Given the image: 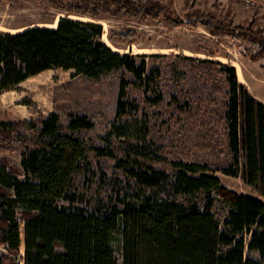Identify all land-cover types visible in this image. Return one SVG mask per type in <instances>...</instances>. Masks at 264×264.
<instances>
[{"label":"trees","instance_id":"obj_1","mask_svg":"<svg viewBox=\"0 0 264 264\" xmlns=\"http://www.w3.org/2000/svg\"><path fill=\"white\" fill-rule=\"evenodd\" d=\"M48 1L68 13L55 27L0 32V93L52 69L73 70L91 80L121 71L117 119L128 113L132 82L154 104L164 101L160 92L150 97L157 92L161 69L139 60L142 55L111 48L99 20L104 14L137 19L162 15L178 26L185 20L153 0ZM192 19L212 33L256 43L252 59L264 58L263 30L252 23L233 25L212 15ZM179 56L223 74L227 91L222 117L231 161L221 170L264 196V103L240 82L232 63ZM173 98L180 106L178 95ZM23 126L37 129V135L13 136ZM94 126L87 113L71 114L67 124L55 112L35 123H0V146H26L19 170L23 177L0 159V264H21L20 259L24 264H264V200L228 188L205 163L159 159L168 168L156 167L148 150L146 118L116 120L109 133L129 141H122L127 146L117 166L133 180V194L116 203H98L92 211L65 204L91 155L115 158L109 147L88 136Z\"/></svg>","mask_w":264,"mask_h":264},{"label":"rangeland","instance_id":"obj_2","mask_svg":"<svg viewBox=\"0 0 264 264\" xmlns=\"http://www.w3.org/2000/svg\"><path fill=\"white\" fill-rule=\"evenodd\" d=\"M153 1L167 6L174 16L186 23L178 26L162 15L137 19L121 14H104L99 22L105 31L103 40L111 48L122 53L142 55L144 57L139 60L144 58L150 67L161 69L154 86L157 92L150 97L163 93V102L154 104L145 96L143 89L132 82L127 88L128 113L117 119L121 71L100 80H91L75 75L73 70L52 69L0 93V123H35L53 112L59 114L63 124L68 123L71 114L87 113L94 120L95 126L89 130L88 136L98 146L109 147L115 158L91 155L90 164L82 168L67 194L68 198L63 201L73 207L92 211L98 203H116L126 193L133 194V180L117 166L124 146H127L123 142L129 141L109 133L116 120L130 121L136 117L148 121L147 145L149 153L157 159L156 167L168 168L159 163L160 160L205 163L228 188L264 200V196L241 177L227 175L221 170L231 161L228 132L222 117L227 91L226 84L221 81L223 74L217 68L209 70L179 56L232 63L237 68L238 77L240 75L243 80L245 76L254 92L264 98V58L252 59L258 47H250L236 36L212 33L204 24L192 19L194 15H212L231 21L233 25L247 26L252 23L255 29L264 30V17L258 11L246 9L232 0ZM67 15L66 11L48 0H0V32L17 33L35 26L55 27ZM206 78L210 83H205ZM250 92L254 95L252 90ZM175 94L180 106L176 101L174 103ZM19 134L35 136L37 129L23 126L15 130L13 136ZM25 150L24 144L3 143L0 146V159H6L10 166L18 170L20 177H23L20 171ZM20 224L23 232L24 221ZM117 256L121 261L119 250ZM19 261L24 264L23 260Z\"/></svg>","mask_w":264,"mask_h":264},{"label":"built area","instance_id":"obj_3","mask_svg":"<svg viewBox=\"0 0 264 264\" xmlns=\"http://www.w3.org/2000/svg\"><path fill=\"white\" fill-rule=\"evenodd\" d=\"M240 3L244 8L249 10H256L264 17V0H232ZM264 35V30H263ZM250 47H258L256 43L247 42Z\"/></svg>","mask_w":264,"mask_h":264},{"label":"crops","instance_id":"obj_4","mask_svg":"<svg viewBox=\"0 0 264 264\" xmlns=\"http://www.w3.org/2000/svg\"><path fill=\"white\" fill-rule=\"evenodd\" d=\"M254 11H255V10H254ZM239 80H240L241 83L245 84V85L249 88V90H252V91L254 92V90H253V89L251 88V86L248 84L247 79L245 78V76H243V80H241V79H240V75H239ZM254 96H255L256 98H258L259 100H261V101L264 103V98H262V96H259L256 92H254Z\"/></svg>","mask_w":264,"mask_h":264}]
</instances>
